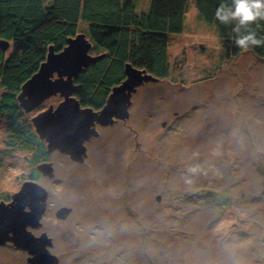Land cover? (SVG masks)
<instances>
[{"label":"rangeland","instance_id":"374dc122","mask_svg":"<svg viewBox=\"0 0 264 264\" xmlns=\"http://www.w3.org/2000/svg\"><path fill=\"white\" fill-rule=\"evenodd\" d=\"M196 1L170 37L169 76L137 88L125 124L99 128L103 146L92 136L91 161L101 151L125 177L107 181L110 166L75 174L68 157L48 152L55 175L39 172L37 181L50 190L44 221L59 264H264V58L248 50L228 59ZM63 99L23 109L22 121L36 131L32 119ZM8 127L0 113V198L19 192L37 167L36 146L19 147ZM61 204L74 211L57 223ZM29 256L0 246V264Z\"/></svg>","mask_w":264,"mask_h":264},{"label":"trees","instance_id":"16d2710c","mask_svg":"<svg viewBox=\"0 0 264 264\" xmlns=\"http://www.w3.org/2000/svg\"><path fill=\"white\" fill-rule=\"evenodd\" d=\"M139 0H0V43H13L11 53L0 44V113L8 118L14 143L36 146L33 162L48 156L34 128L24 118L18 95L45 61L49 47L61 51L70 37L86 33L91 54L99 58L81 72L75 96L82 106L101 109L112 88L126 78V64L145 69L158 78L169 76L170 37L185 28L188 0H152L136 10ZM230 0H197L200 16L217 29L227 58L243 52L234 44V25L215 18L217 7ZM264 37V21L253 25ZM253 51L264 57V46ZM33 171L30 179H39ZM224 204H227L225 202Z\"/></svg>","mask_w":264,"mask_h":264},{"label":"water","instance_id":"95a60500","mask_svg":"<svg viewBox=\"0 0 264 264\" xmlns=\"http://www.w3.org/2000/svg\"><path fill=\"white\" fill-rule=\"evenodd\" d=\"M6 45L8 47V43H1L2 47ZM91 49L92 42L86 33L70 37L61 51L49 47L45 61L22 85L18 95L20 106L26 111L38 107L52 95L60 94L64 98L56 107L51 105L40 112L32 121L41 141L47 142L48 152L60 150L79 161L87 154L85 141L98 134L96 123L109 125L115 117L128 118L133 92L146 81L159 79L147 70L127 63L126 78L112 88L101 109L82 106L75 96L80 89L78 77L99 58L91 54ZM37 168L44 175H55L50 162L40 163ZM12 197L10 204L0 203V240L11 239L17 246L29 250L34 255L30 264H59V257L49 250L51 238L44 234L39 238L38 246L37 238L27 230L28 225H39L47 190L39 182L28 180ZM27 205L30 211L24 210ZM70 212L69 207L59 210L64 217Z\"/></svg>","mask_w":264,"mask_h":264},{"label":"flooded vegetation","instance_id":"af4514ba","mask_svg":"<svg viewBox=\"0 0 264 264\" xmlns=\"http://www.w3.org/2000/svg\"><path fill=\"white\" fill-rule=\"evenodd\" d=\"M224 49V48H223ZM240 55V54H239ZM239 55H237V56H239ZM236 57V56H235ZM234 58V57H233ZM261 58H264V57H261ZM229 59V58H228ZM148 82H152V81H148ZM154 82V81H153ZM157 82V81H156ZM146 83V82H145ZM144 84V83H143ZM142 84V85H143ZM138 88H139V86H138ZM138 91V89L135 91V92H133V94H132V97H133V95L136 93ZM132 97H131V100H132ZM132 102V101H131ZM133 103V102H132ZM132 103H131V105H132ZM131 107V106H130ZM129 111H130V108H129ZM131 117V112H130V116L128 117V118H126V119H121V118H118V117H115V119H114V122L111 124V125H114V124H116V125H118V124H120V123H123V124H125L126 122H127V120L129 119ZM168 124V122L166 121V122H164V126H166ZM110 125V124H109ZM103 126H105V125H102V124H99V123H96V129H97V131H98V134L97 135H95V137H96V139H99L100 141L98 142V144H96L97 145V148L98 147H101V146H103V144H105V141H104V139H103V137H100L101 136V132H100V130H99V128H101V127H103ZM95 137H90L88 140H86L85 141V146H86V156L84 157V159L83 160H76V159H74L70 154H68V153H65V152H62V151H60V150H58V151H60L61 152V155L62 156H65V160L64 159H62L63 161H61V162H63V163H65V161L67 160V158L66 157H68V159H69V161H70V163H71V166H73V168H74V170H73V173H75V174H78V173H80V172H83L82 170L83 169H86V168H88V171H90V170H92V169H94L95 167H97V168H99V169H106L107 167H109L110 166V171L109 172H104V173H102L104 176H105V179L107 180V181H109V182H111V183H117L119 180H121V178H124L125 176H124V173H122V171L120 170L119 171V167H117V169L116 168H114V167H112L111 165H109V166H107L106 164L104 165L103 163L105 162L104 160H102V158H103V154L101 155V151H99L98 149H97V151H99V156H100V160L98 161V162H96V161H91V159H90V154H91V156L93 157V155H92V152H91V143H92V141L95 139ZM44 142V141H43ZM103 143V144H102ZM115 143V142H114ZM106 145H107V143H106ZM94 150V149H93ZM47 152H48V149H47ZM117 153H115L114 155H116ZM123 158H124V151H123ZM68 161V160H67ZM116 161H120V160H116ZM43 162H50L52 165H53V170H54V173H55V168H54V163L51 161V160H49L48 159V156H47V159L46 158H44V160H42L40 163H43ZM40 163H38V164H40ZM62 163V164H63ZM95 163H97V164H99V165H97V164H95ZM121 163V162H120ZM38 164H37V166H38ZM38 168L36 167V169H35V171L36 172H40L39 170H37ZM41 173V172H40ZM76 176V175H75ZM48 177H50V176H48ZM50 178H53V177H50ZM30 180H34V179H30ZM38 180V179H37ZM37 180H34V181H37ZM38 182V181H37ZM42 185V184H41ZM46 190H47V199H46V201H45V209H44V211H43V214H42V216H41V218H40V220H39V225H37V226H33V225H28V227H27V230L34 236V237H36L37 238V242H36V244L39 246V243H40V241H39V238L41 237V236H43L44 234H47L50 238H51V245L49 246V250L53 247V245H54V242H55V240H54V238L52 237V236H50V234H49V232L46 230L47 228V225L45 224V219H46V214L48 215L50 212H52L53 213V209H51L50 208V190H49V187H47V186H45V185H42ZM84 186H86V185H84ZM13 201V197H11V198H8V197H6V198H0V203L1 202H5L6 204H10L11 202ZM63 207H69V208H71V212L66 216V217H64V216H61V214H59V210L61 209V208H63ZM24 210L25 211H30V208H29V206L27 205V206H25V208H24ZM73 211H74V209H73V207H71V206H68V205H64V204H61V205H58L57 206V208L55 209V215H56V219L58 220L57 221V223H60L61 222V220H67L68 218H70V216H71V214L73 213ZM10 236H12L13 235V233H10L9 234ZM9 236V237H10ZM35 242V241H34ZM11 243H13V244H15L11 239H7V240H5V241H1L0 240V246L1 245H8V244H11ZM15 246H17L16 244H15ZM18 247V246H17ZM20 248V247H19ZM26 250V249H25ZM28 253H29V257H28V264H30V260H31V258L34 256L29 250H26ZM51 251V250H50Z\"/></svg>","mask_w":264,"mask_h":264},{"label":"clouds","instance_id":"9594fccd","mask_svg":"<svg viewBox=\"0 0 264 264\" xmlns=\"http://www.w3.org/2000/svg\"><path fill=\"white\" fill-rule=\"evenodd\" d=\"M215 18L224 25H234V44L241 50L264 46V37L258 38L252 27L264 21V0H230V3H221L216 9Z\"/></svg>","mask_w":264,"mask_h":264}]
</instances>
